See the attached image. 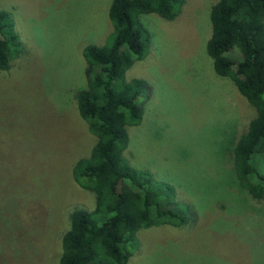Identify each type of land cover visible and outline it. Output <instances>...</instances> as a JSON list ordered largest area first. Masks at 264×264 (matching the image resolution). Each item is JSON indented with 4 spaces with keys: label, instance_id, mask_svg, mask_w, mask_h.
<instances>
[{
    "label": "rangeland",
    "instance_id": "obj_1",
    "mask_svg": "<svg viewBox=\"0 0 264 264\" xmlns=\"http://www.w3.org/2000/svg\"><path fill=\"white\" fill-rule=\"evenodd\" d=\"M215 2L185 0L171 21L140 17L150 39L124 78L146 89L122 156L170 185L189 215L179 227L137 231L126 264H264V197L241 190L231 165L254 110L204 50ZM109 3L0 0L22 49L0 70V264H57L69 213L93 208L70 174L95 143L75 95L85 87L83 47L111 32ZM226 56L239 60L235 49ZM253 159L263 175L264 158Z\"/></svg>",
    "mask_w": 264,
    "mask_h": 264
},
{
    "label": "trees",
    "instance_id": "obj_2",
    "mask_svg": "<svg viewBox=\"0 0 264 264\" xmlns=\"http://www.w3.org/2000/svg\"><path fill=\"white\" fill-rule=\"evenodd\" d=\"M184 3L110 0V34L103 45H86L81 51L85 87L76 93L75 107L95 143L87 156L73 163L70 174L94 201L91 210L69 213L57 264H126L137 231L186 223L187 206L176 207L174 189L147 170L133 168L122 156L127 129L141 121L140 95L146 89L143 80L124 78L133 62L142 59L150 39L140 17L154 14L171 21ZM208 19L204 50L213 73L229 79L254 110L245 132L233 143L231 165L237 186L257 201L264 197V174L257 172L253 159L264 158V0H216ZM232 49L239 54L236 62L226 56ZM21 51L11 21L0 11V70Z\"/></svg>",
    "mask_w": 264,
    "mask_h": 264
}]
</instances>
